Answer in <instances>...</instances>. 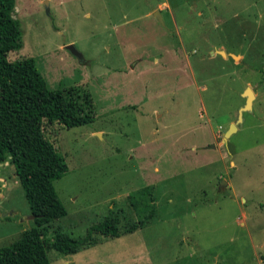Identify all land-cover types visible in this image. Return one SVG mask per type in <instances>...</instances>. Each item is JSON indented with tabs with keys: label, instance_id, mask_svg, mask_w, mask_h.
<instances>
[{
	"label": "rangeland",
	"instance_id": "obj_1",
	"mask_svg": "<svg viewBox=\"0 0 264 264\" xmlns=\"http://www.w3.org/2000/svg\"><path fill=\"white\" fill-rule=\"evenodd\" d=\"M14 15L8 59L32 57L93 117L43 123L67 165L54 181L67 213L45 237L106 217L121 232L50 249V264H264V0H15ZM247 86L252 109L224 142ZM33 224L0 163V247Z\"/></svg>",
	"mask_w": 264,
	"mask_h": 264
},
{
	"label": "trees",
	"instance_id": "obj_2",
	"mask_svg": "<svg viewBox=\"0 0 264 264\" xmlns=\"http://www.w3.org/2000/svg\"><path fill=\"white\" fill-rule=\"evenodd\" d=\"M15 0H0V163L9 160L24 191L33 226L19 232L11 244L0 247V264H50L48 251L67 256L94 243L93 232L118 237L115 219L106 217L78 238L59 231L45 232L67 211L54 181L67 172L63 157L43 133L44 121L66 127L93 121L88 103L64 89H48L32 57L10 61L9 51L22 47ZM89 101L87 95L83 96ZM86 105V106H85Z\"/></svg>",
	"mask_w": 264,
	"mask_h": 264
},
{
	"label": "water",
	"instance_id": "obj_3",
	"mask_svg": "<svg viewBox=\"0 0 264 264\" xmlns=\"http://www.w3.org/2000/svg\"><path fill=\"white\" fill-rule=\"evenodd\" d=\"M154 15L156 16V18L163 23V18L162 15L160 13L159 10H155L154 11ZM66 48L73 54L76 55L78 57H81V53L75 48V46L73 44H68L66 45ZM220 54L221 53L220 51ZM245 96V102L242 106L239 107L238 109V116L237 119L234 123H230L229 127L227 128L225 134H224V142H226L227 138L234 132L237 130V126L238 124L242 123L243 121V113L246 111H250L252 109V99L254 97V93L253 90L250 87H246L242 93Z\"/></svg>",
	"mask_w": 264,
	"mask_h": 264
},
{
	"label": "bare ground",
	"instance_id": "obj_4",
	"mask_svg": "<svg viewBox=\"0 0 264 264\" xmlns=\"http://www.w3.org/2000/svg\"><path fill=\"white\" fill-rule=\"evenodd\" d=\"M254 93V92H253Z\"/></svg>",
	"mask_w": 264,
	"mask_h": 264
}]
</instances>
